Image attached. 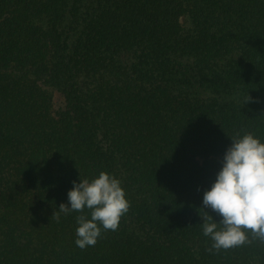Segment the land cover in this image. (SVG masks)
<instances>
[{
    "label": "trees",
    "instance_id": "1",
    "mask_svg": "<svg viewBox=\"0 0 264 264\" xmlns=\"http://www.w3.org/2000/svg\"><path fill=\"white\" fill-rule=\"evenodd\" d=\"M236 132L264 142V0H0V264H264L202 233ZM101 171L131 207L81 250L51 217Z\"/></svg>",
    "mask_w": 264,
    "mask_h": 264
},
{
    "label": "clouds",
    "instance_id": "2",
    "mask_svg": "<svg viewBox=\"0 0 264 264\" xmlns=\"http://www.w3.org/2000/svg\"><path fill=\"white\" fill-rule=\"evenodd\" d=\"M252 102L245 95L242 105ZM223 157V166L210 190L203 194L202 233L212 241L206 250L219 252L259 241L264 245V142L252 132H236ZM68 192L70 207L61 203L51 220L79 212L75 244L81 250L95 246L103 231L118 230L131 207L121 181L101 171L89 181H73ZM205 208L221 217L217 222ZM85 209L88 213L85 214ZM249 232L251 238L249 237Z\"/></svg>",
    "mask_w": 264,
    "mask_h": 264
},
{
    "label": "rangeland",
    "instance_id": "3",
    "mask_svg": "<svg viewBox=\"0 0 264 264\" xmlns=\"http://www.w3.org/2000/svg\"><path fill=\"white\" fill-rule=\"evenodd\" d=\"M63 106V99L58 92L53 93V108L54 110H58Z\"/></svg>",
    "mask_w": 264,
    "mask_h": 264
}]
</instances>
